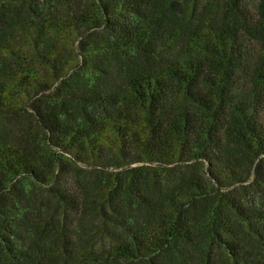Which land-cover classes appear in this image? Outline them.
<instances>
[{
    "label": "trees",
    "instance_id": "obj_1",
    "mask_svg": "<svg viewBox=\"0 0 264 264\" xmlns=\"http://www.w3.org/2000/svg\"><path fill=\"white\" fill-rule=\"evenodd\" d=\"M0 264H264V0H0Z\"/></svg>",
    "mask_w": 264,
    "mask_h": 264
}]
</instances>
